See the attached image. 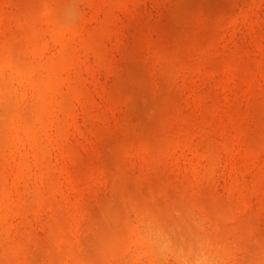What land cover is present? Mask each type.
<instances>
[{
	"label": "rangeland",
	"instance_id": "1",
	"mask_svg": "<svg viewBox=\"0 0 264 264\" xmlns=\"http://www.w3.org/2000/svg\"><path fill=\"white\" fill-rule=\"evenodd\" d=\"M264 264V0H0V264Z\"/></svg>",
	"mask_w": 264,
	"mask_h": 264
},
{
	"label": "clouds",
	"instance_id": "2",
	"mask_svg": "<svg viewBox=\"0 0 264 264\" xmlns=\"http://www.w3.org/2000/svg\"><path fill=\"white\" fill-rule=\"evenodd\" d=\"M191 264H207L206 257L202 253H193Z\"/></svg>",
	"mask_w": 264,
	"mask_h": 264
}]
</instances>
